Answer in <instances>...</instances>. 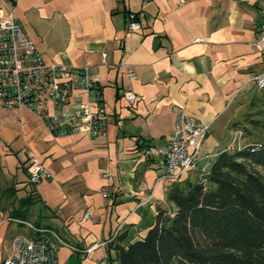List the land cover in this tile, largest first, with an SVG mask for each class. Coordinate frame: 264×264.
Returning a JSON list of instances; mask_svg holds the SVG:
<instances>
[{"label":"crops","instance_id":"1","mask_svg":"<svg viewBox=\"0 0 264 264\" xmlns=\"http://www.w3.org/2000/svg\"><path fill=\"white\" fill-rule=\"evenodd\" d=\"M0 6L22 21L47 61L93 65L100 77L110 119L103 136L54 135L28 109L21 115L28 118L26 139L35 140L34 147L40 145L54 162L73 153L74 161L85 159L108 173L97 187L83 174L72 177L70 185L60 182L62 201L44 224L79 248L61 245L70 249L59 255L63 264H99L108 245L90 256L87 247L109 239L120 224L121 244L141 239L157 209L168 206L170 182L157 181L155 162L143 158L141 150L170 140L181 109L210 124L205 142L216 148L210 152L226 149L230 123L238 116L236 99L247 95L254 85L250 80L264 68L256 44L264 0H0ZM140 9L146 12L143 30L128 33L126 13ZM127 91L138 95L134 106L124 97ZM10 211L0 205V264L11 253L12 237L23 229L4 221ZM86 211L92 216L82 220Z\"/></svg>","mask_w":264,"mask_h":264},{"label":"built area","instance_id":"2","mask_svg":"<svg viewBox=\"0 0 264 264\" xmlns=\"http://www.w3.org/2000/svg\"><path fill=\"white\" fill-rule=\"evenodd\" d=\"M150 1L142 0L143 4ZM145 15L143 9L128 11L127 32H142V19ZM256 44L264 58V22ZM130 75L134 76L133 73ZM250 81L258 89L264 90V68ZM124 97L130 106H134L138 99L134 91L125 92ZM0 108L19 111L28 109L51 133L58 136L82 134L90 138L100 137L106 133L110 120L95 67H73L47 61L27 34L22 21L12 11L1 6ZM209 132L210 124L198 121L181 109L170 140L163 145L144 146L141 156L155 162L159 170L157 181L171 183L186 177L203 179L216 157L215 153L202 151ZM242 136V130H234L233 139L226 149L242 146ZM27 175L31 183H36L45 176H51V173L41 158L31 155L27 163ZM103 175L108 177L107 172ZM103 195L108 198L109 192L105 190ZM151 198L152 195L149 196ZM91 216L92 213L86 211L82 220ZM4 221L13 222L23 229L12 237L11 253L3 259L2 264H63L59 259L61 245L79 250L46 225L15 216H8ZM26 229L28 232H25ZM121 230L122 224L109 239L87 247L85 255L90 256L94 250L114 242ZM99 264H110L107 253L99 260Z\"/></svg>","mask_w":264,"mask_h":264},{"label":"trees","instance_id":"3","mask_svg":"<svg viewBox=\"0 0 264 264\" xmlns=\"http://www.w3.org/2000/svg\"><path fill=\"white\" fill-rule=\"evenodd\" d=\"M256 114L245 120L263 132L262 140L221 150L203 179L172 181L168 206L157 209L141 239L123 245L121 234L108 244L110 264H264V109ZM229 128L245 137L244 121ZM16 190H0V200L13 199L0 205L26 219L30 201L16 205Z\"/></svg>","mask_w":264,"mask_h":264},{"label":"rangeland","instance_id":"4","mask_svg":"<svg viewBox=\"0 0 264 264\" xmlns=\"http://www.w3.org/2000/svg\"><path fill=\"white\" fill-rule=\"evenodd\" d=\"M253 99H255V103H252ZM263 103L264 90L258 89L256 85L252 86L247 95L237 97L236 104L239 105V110L238 116L235 117L234 121H244L248 129L244 130L245 137L241 139L242 145L262 140L263 132L246 122L245 117L248 114V117H261L257 116V114L255 115V113L259 109H264ZM20 112L22 113V110H4L0 108V189L3 190L14 185L17 189L16 205L22 200L30 201L27 206L29 208V219L33 223L38 222L40 225H44L49 223L48 220H50L49 218L52 215V209L62 201L63 194L60 192V182L68 181L65 185H70L72 177L77 174H83L90 186L97 187L101 182L106 181V177L94 163L87 162L85 159L74 161L73 153L65 157L71 161L70 165H65V158L54 162L52 158L40 152V145H37V148L34 147L35 140L26 139L28 118L21 117L23 113L21 114ZM232 139L233 132L231 136L228 135L226 137L225 142L230 143ZM210 148H214L213 151H216L214 143L206 141L202 151L210 152ZM231 149L235 148L232 147ZM32 151H37L35 153L42 159L44 166L51 173V176H45L36 183L28 181V175H26L24 170L27 169L29 157L34 155ZM12 178L15 180L9 184L8 181ZM0 201H2V198ZM25 232H28V230L26 229ZM3 246L5 248L7 242ZM69 250L65 246L60 248L59 255L61 258L68 254Z\"/></svg>","mask_w":264,"mask_h":264}]
</instances>
